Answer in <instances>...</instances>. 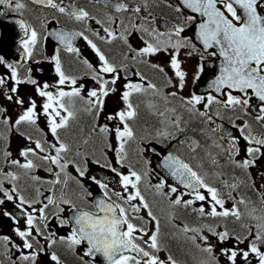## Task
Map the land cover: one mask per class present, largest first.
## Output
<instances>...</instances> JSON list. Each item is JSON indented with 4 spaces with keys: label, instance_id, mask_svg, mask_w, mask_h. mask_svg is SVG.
Returning a JSON list of instances; mask_svg holds the SVG:
<instances>
[{
    "label": "snow or ice",
    "instance_id": "1",
    "mask_svg": "<svg viewBox=\"0 0 264 264\" xmlns=\"http://www.w3.org/2000/svg\"><path fill=\"white\" fill-rule=\"evenodd\" d=\"M159 2L180 22L156 27L149 0H89L109 10L103 16L76 0H0V17L17 14L19 36V59L0 55V99L18 110L13 120L0 103V218L11 228L10 234L0 230V264H41L42 257L66 264L57 246L78 264H97L98 257L100 264H180L165 243L154 210L159 201L149 202L146 192L167 202L168 238L190 245L194 264H264V170L259 182L251 171L264 158V0ZM29 3L83 26L49 29L47 18L40 21L43 39L55 42L44 57L54 66V84L32 75L31 64L42 62L34 60L42 34L24 18ZM52 20L59 23L55 15ZM188 28L195 29L196 43L184 35ZM78 38L96 64L81 58ZM116 41L122 47L115 55L101 47ZM61 53L82 64L95 86L81 83ZM161 53L169 58L167 70L152 62ZM181 53L200 57L194 86L205 57L218 60L205 92L193 87L184 94L188 72ZM24 85L32 89L27 97L20 94ZM117 94L123 107L104 115L107 98ZM141 106L154 121L143 134L134 126ZM225 113L234 114L227 119L235 134L222 123ZM83 116L91 121L87 136L79 127ZM13 132L27 142L17 158L8 147ZM184 214L198 223L185 222Z\"/></svg>",
    "mask_w": 264,
    "mask_h": 264
},
{
    "label": "flooded vegetation",
    "instance_id": "2",
    "mask_svg": "<svg viewBox=\"0 0 264 264\" xmlns=\"http://www.w3.org/2000/svg\"><path fill=\"white\" fill-rule=\"evenodd\" d=\"M168 2L173 3V4L175 3L174 0H168ZM76 3H77V6L86 7L94 15H98V16H103V14L106 11H109L108 9H105L102 5L95 4V3H89V0H76ZM149 5H150V11L152 12L153 16L157 17V19L159 21V23L156 25V27H159L161 30H164V28L166 27L165 21H168L170 23H178V20L176 19V14L172 11V9L165 7L162 3L159 2V0H155V3H153V0H149ZM7 15L17 16V14H14V13H7ZM53 15H55L56 19L59 21L58 24L52 20ZM125 15H127V14H125ZM24 18L26 20H28L30 23H32L35 27H37V29L42 34L41 46H39L37 48V54L34 57V60H40L42 62L39 64L33 62L31 64V67L33 69L32 75L34 78L39 79L41 83H42V81H48L49 83L50 82L55 83L57 77H56L54 70H53L54 66L44 59L45 56L50 57L53 54L55 42L51 39H47V40L43 39L44 28L41 27L40 21L47 18V20H48L47 27L49 29L62 27V28H66V29L80 30L83 26L73 23L72 21L68 20L67 17L60 16L59 14L54 13L53 10H51V9L41 8L40 6H36V5L30 4V3L27 5V10L24 13ZM125 23H128V21L126 20ZM90 24H91V27L93 29L97 28V25H95L94 22H90ZM1 30H2V25L0 24V33H1ZM14 34L16 35V37L18 36V32L16 30L13 31V35ZM101 35H103L102 31H101ZM138 35L139 34L137 33L131 37V43L134 46H138L140 44V41L138 39ZM185 36L187 38H189L187 35H185ZM2 44H4L5 46H9L7 44V41H4V40L1 41V39H0V45H2ZM75 44L81 50V58H87L93 64L97 63V58L95 57V54L91 51V49L89 47L86 46V43L82 39L78 38L77 41H75ZM101 47H103L106 51H111V53L113 55H115L118 51L121 50L122 45H121L120 41H116L111 46L101 45ZM10 51L12 54L11 56H7L8 54L4 55L1 52H0V55H4L6 57V59L9 61L19 59V56H18V54H16V51L12 52L11 48H10ZM61 57H62V60H63L66 68L71 67L74 74H78V76L83 77V79L81 80V83H86L87 88H92L95 86L94 82L91 81L90 77L84 75L86 73L87 69L82 64H75L73 56H71L67 53H61ZM210 58L211 57H205V60H208ZM168 59L169 58L167 56H165L163 53H161L159 56L154 57L152 62L161 64L167 70ZM181 60L185 61L184 68L188 72V81H187V86L185 88L184 94H188L189 91L193 87H195V86L197 87L198 85L200 87L199 92L202 93L201 92V81H199L195 86L192 84L193 77H194L196 70H197V65L199 63H201L200 57L198 58V54H194L190 58H186L184 56L183 58H181ZM204 61L202 62L203 66H204ZM140 67H141V70L143 72H145V74H147L149 77L155 78V74L152 72V70L150 68H146L144 66H140ZM36 69H42V71L38 72V71H36ZM4 71H5V69L3 67H0V73H2ZM21 74L23 75L24 72L22 71ZM169 74H171V73H169ZM212 74H214V68L211 71L204 68V73L202 74V77L211 76ZM41 77L43 78L42 80H41ZM122 83L123 82L121 81V84ZM31 92H32L31 87H29L27 85L21 86L20 94L22 96L27 97V95L30 94ZM85 95H86V92H85ZM35 98L37 100V103L42 102L39 97H35ZM134 102H136V98H134ZM0 103H2L4 106H6L8 108L9 114L12 116V118L14 120L16 115L18 114L17 107L15 105L9 104L7 101H4L2 99H0ZM121 107H123V105L118 99V94L109 96L106 100V109H105L104 115H107L108 112H112L113 110H117ZM228 116L234 117V114L225 113V119H224V121H222V123L224 124V126H227V128L232 130L233 133L235 134V130L231 129V125L228 122V119H227ZM246 118L255 122L254 119H252L250 117H246ZM104 122L105 121H104V118L102 116L100 123H104ZM153 122H154L153 119L147 115V113L143 109V106H141L140 118L138 119V121L134 125L137 129V132L139 134H143L144 128L150 127L153 124ZM114 123L115 122H113V124ZM218 123H221V121H218ZM40 125H41V127L45 126V121H44L43 117H41ZM79 127H82L84 129L83 135L87 136V134L91 128L90 119L86 116H83L79 122ZM253 127H255L259 130L258 125L253 126ZM21 130L32 132L31 129H28L26 127H22ZM76 132L79 133V128L76 129ZM10 140H11V142L8 145L9 150L13 153V158H17L19 150L21 148L26 147L27 142L22 137L17 135L15 132H13L11 134ZM113 142H114V138H113ZM91 147H92V144L90 143L89 148H91ZM96 147L97 148L100 147L98 140L96 141ZM134 149H135L134 144L129 146L130 153L133 152ZM169 150H173L172 145L169 146ZM182 151L183 150L181 149V152ZM130 158L135 160L134 155L131 156ZM241 158H243V156ZM157 163H158V161L155 158H153V166H155ZM92 169H93L94 173H96V174L100 173V169L96 168L95 165H92ZM262 170H264V158H261L258 161L256 168L251 169L253 176L258 180V182H259V172ZM37 173L42 178H48V174L43 172L42 170L38 171ZM90 174H92V173H90ZM161 174L163 175V173H161ZM150 179H151V183H153V184L158 183V179L155 176H152ZM168 182L173 183V181L171 179H169ZM45 187H47V186L45 185ZM93 190H95V189L93 188ZM247 195H249L253 199H255L254 193L249 191L247 193ZM146 196L149 199V202H152L154 199L159 201V203L154 206V210L156 211L157 215L161 216V230H162V233L165 235V243L168 245L171 253L180 261V264H194V262L191 258V255L188 254L190 251V245L186 244L182 238H180V239H169L168 238L172 229L166 222L167 202L161 201L159 197H154V194L152 192H146ZM230 206L231 205L229 204V207ZM144 214L146 215V213H144ZM184 221L189 223V224H193V225L198 223L196 217L189 216L187 214H184ZM9 224H10L9 221H7L6 219L0 218V230H2L4 233H8V234L11 233V228H10ZM236 227H237V230H239V226L237 225ZM65 232H67V229L61 230L60 234H64ZM213 242H215V241H213ZM55 250L58 252L59 255H61L62 259L65 260L66 264H78L76 259L74 257H72L70 253H66L63 246H57ZM191 253H192V255H199L198 253H196V251L194 249H191ZM164 255H165V253H161L162 257ZM101 260H102V258L98 257L97 258V264H100ZM41 264H47V257L41 258Z\"/></svg>",
    "mask_w": 264,
    "mask_h": 264
},
{
    "label": "bare ground",
    "instance_id": "3",
    "mask_svg": "<svg viewBox=\"0 0 264 264\" xmlns=\"http://www.w3.org/2000/svg\"><path fill=\"white\" fill-rule=\"evenodd\" d=\"M0 39H3L4 41H7V44L9 46H5L4 44L0 45V52L4 55L11 56L10 48L12 49V52L16 51V54H18V38L16 35H13V32H8L6 35H0ZM8 51V52H7Z\"/></svg>",
    "mask_w": 264,
    "mask_h": 264
},
{
    "label": "water",
    "instance_id": "4",
    "mask_svg": "<svg viewBox=\"0 0 264 264\" xmlns=\"http://www.w3.org/2000/svg\"><path fill=\"white\" fill-rule=\"evenodd\" d=\"M0 22H2L4 25H7V23L5 22L4 19H2V17H0ZM5 31H6V29H5ZM9 31H12V29L9 28V29L7 30V32H9ZM194 33H195V29H194V28H188V29L185 31V34H186V35H189V36L192 38V40L196 43ZM5 35H6V33H5ZM17 38H18V36H17ZM197 45H198V44H197ZM196 92H198V91L196 90Z\"/></svg>",
    "mask_w": 264,
    "mask_h": 264
},
{
    "label": "rangeland",
    "instance_id": "5",
    "mask_svg": "<svg viewBox=\"0 0 264 264\" xmlns=\"http://www.w3.org/2000/svg\"><path fill=\"white\" fill-rule=\"evenodd\" d=\"M186 15V14H185ZM180 21L178 20V23H179ZM199 47V46H198ZM184 57V54L183 53H181V57L180 58H183ZM198 58H199V55H198ZM76 75H78V74H76ZM43 78L41 77V80H42ZM44 81H42V83H43ZM50 84H54L53 82H50ZM239 122V121H238ZM250 122L253 124V126H256L255 125V122H253V121H251L250 120ZM227 128V127H226ZM255 128V127H254ZM38 174V173H37ZM43 190V189H42Z\"/></svg>",
    "mask_w": 264,
    "mask_h": 264
}]
</instances>
